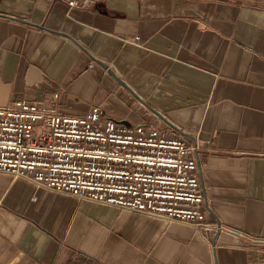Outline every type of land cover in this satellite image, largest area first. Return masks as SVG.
Listing matches in <instances>:
<instances>
[{
  "label": "crops",
  "instance_id": "obj_1",
  "mask_svg": "<svg viewBox=\"0 0 264 264\" xmlns=\"http://www.w3.org/2000/svg\"><path fill=\"white\" fill-rule=\"evenodd\" d=\"M68 1L0 0V105L196 140L212 230L0 172V264H264V0Z\"/></svg>",
  "mask_w": 264,
  "mask_h": 264
},
{
  "label": "built area",
  "instance_id": "obj_2",
  "mask_svg": "<svg viewBox=\"0 0 264 264\" xmlns=\"http://www.w3.org/2000/svg\"><path fill=\"white\" fill-rule=\"evenodd\" d=\"M89 0H69L80 7ZM58 93L0 105V172L76 200L115 205L210 232L203 148L153 126L62 113Z\"/></svg>",
  "mask_w": 264,
  "mask_h": 264
},
{
  "label": "water",
  "instance_id": "obj_3",
  "mask_svg": "<svg viewBox=\"0 0 264 264\" xmlns=\"http://www.w3.org/2000/svg\"><path fill=\"white\" fill-rule=\"evenodd\" d=\"M121 84H123L125 87H127L130 91H132L133 93H134V91H133V89L127 84V83H125L123 80H121V79H117ZM113 121H115V122H117V123H122V124H125V125H128L127 123H126V121H117V120H114V119H112Z\"/></svg>",
  "mask_w": 264,
  "mask_h": 264
}]
</instances>
